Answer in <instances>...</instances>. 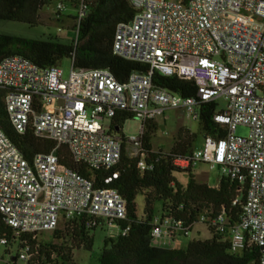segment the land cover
<instances>
[{"label": "built area", "instance_id": "built-area-1", "mask_svg": "<svg viewBox=\"0 0 264 264\" xmlns=\"http://www.w3.org/2000/svg\"><path fill=\"white\" fill-rule=\"evenodd\" d=\"M127 2L135 12L129 22L116 25L112 53L147 65L146 72H132L119 82L108 69L75 68L70 61L64 78L60 65L39 69L20 55L0 59V88L5 89L3 104L10 124L19 134L31 132L54 143L49 153L27 160L0 128L4 224L19 236L51 231L60 220L72 217H104L109 224L124 220L126 202L111 187L122 149L131 147L128 155L137 156L145 123L164 110L183 109L196 119L199 103L223 97L225 107L212 118L225 127L224 135L203 137L198 147L171 164L187 170L203 163L231 180L246 181L229 246L234 252L256 248V264H264V0ZM57 8L62 10L64 4ZM83 13L80 3L75 24ZM153 71L191 79L195 94L181 96L154 86ZM118 112L139 120L137 135L125 137L114 130L120 128L112 122ZM238 125L247 127L248 134L236 135ZM60 146L67 148L73 162L104 172V186L96 188L78 171L61 165L56 153ZM136 168L152 170L153 164L140 155ZM217 222L224 223L221 215ZM126 231L127 227L121 234ZM187 234L179 220L169 217L151 231L153 242L163 245L165 235ZM28 252L29 246L20 248L17 259L25 264Z\"/></svg>", "mask_w": 264, "mask_h": 264}, {"label": "trees", "instance_id": "trees-1", "mask_svg": "<svg viewBox=\"0 0 264 264\" xmlns=\"http://www.w3.org/2000/svg\"><path fill=\"white\" fill-rule=\"evenodd\" d=\"M63 1L73 6L80 3L84 5V13L78 24L71 26L74 32L71 39H31L0 34V59L20 55L39 69H44L50 65H60L63 59L68 58L75 68L108 69L119 82L125 81L132 72L148 70L143 63L126 60L112 53L116 25L129 22L135 12L127 0H0V20L22 22L33 27L41 22L39 14L45 6ZM151 80L154 86L181 96L195 94L194 82L189 78L153 71ZM4 94L5 89L0 88V128L5 135L27 160L38 154L49 153L54 147L53 141L35 137L31 132L19 134L14 130L4 109ZM218 111L214 101L198 104L196 120L201 137L220 138L224 135L225 127L212 118ZM131 117L128 113L118 112L112 122L121 127ZM156 129L155 121L145 123L141 151L137 156L131 157L122 149L120 161L115 167L118 177L111 187L124 198L126 217L115 222L117 235L104 239L97 264H256V248L234 252L229 246V230L239 221L246 181L239 182L222 175L213 187L198 182L192 169L179 170L171 164L173 158L184 156L197 147L196 134L180 126L167 152L161 149L153 151L151 139ZM119 131L120 128L117 133ZM56 153L60 164L66 169L78 171L96 188L104 186L101 181L104 172L73 162L65 146H60ZM140 155L152 162V170L139 171L136 168ZM174 172L187 173L184 185L176 181ZM139 195L143 198L140 210L136 202ZM236 197L239 202L233 204ZM219 215L224 219L223 224L217 222ZM165 217L181 222L182 230L188 232L189 239L185 244L163 245L153 242L151 231ZM99 224L98 218L79 216L60 220L51 231L13 236L0 215V238H5L6 244L16 242L18 250L29 246V259L25 264H72L74 250H91V232ZM126 227L125 234H121ZM42 232L49 233L38 240V234ZM16 259L17 253L13 261Z\"/></svg>", "mask_w": 264, "mask_h": 264}, {"label": "rangeland", "instance_id": "rangeland-1", "mask_svg": "<svg viewBox=\"0 0 264 264\" xmlns=\"http://www.w3.org/2000/svg\"><path fill=\"white\" fill-rule=\"evenodd\" d=\"M62 3L64 4L62 10L57 8L58 2H52L50 5L45 6L39 14L41 22L33 27L22 22L0 20V34L15 35L31 39H45L48 37H58L63 39V41L71 39L74 36L71 26L75 23L73 17L77 15V6H73L65 1ZM60 67L63 72V77L66 78L70 70V60L68 58L63 59L60 62ZM215 102L218 110L225 107L223 97L217 98ZM154 121L157 125V129L151 139L153 151L161 149L167 152L173 142L175 132L180 126H185L196 134L195 146L198 147L203 140L199 132L197 120L187 114L183 109H166L163 114L156 117ZM102 123L104 127H107V120H104ZM139 126V120L134 117L128 118L122 123L119 134L125 137L131 134L137 135ZM234 133L236 135L245 136L248 134V128L238 125ZM130 151L131 147H127L126 153L128 154ZM192 173L198 182H204L212 187L217 185L219 178L223 175L220 169H209L207 165L203 163L196 165L194 169H192ZM173 177L180 184L184 185L187 180V173L174 172ZM142 200L143 198L141 195L136 197L139 210L142 206ZM157 207H159V204H157ZM98 221H100L101 224L97 225L91 232V250H74L72 253V264H97V257L99 251L103 247L104 239L117 235L118 227L115 224H109L104 217H98ZM48 233L49 232L39 233L37 239L40 240ZM163 238H165V242L168 245H174V238H178L179 240L175 241V244H185L189 239L186 235H165ZM17 252L18 247L16 242H9L8 244H2L0 242V264H12V262H15V264H23L19 259L13 261Z\"/></svg>", "mask_w": 264, "mask_h": 264}, {"label": "water", "instance_id": "water-1", "mask_svg": "<svg viewBox=\"0 0 264 264\" xmlns=\"http://www.w3.org/2000/svg\"><path fill=\"white\" fill-rule=\"evenodd\" d=\"M114 130H115V131H118V128H117V127H115V128H114Z\"/></svg>", "mask_w": 264, "mask_h": 264}, {"label": "crops", "instance_id": "crops-1", "mask_svg": "<svg viewBox=\"0 0 264 264\" xmlns=\"http://www.w3.org/2000/svg\"><path fill=\"white\" fill-rule=\"evenodd\" d=\"M194 169V168H193Z\"/></svg>", "mask_w": 264, "mask_h": 264}]
</instances>
